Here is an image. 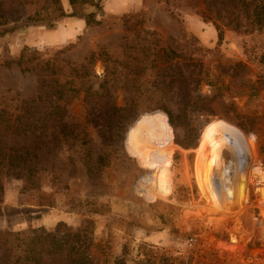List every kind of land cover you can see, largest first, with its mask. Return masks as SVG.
<instances>
[{
	"label": "rangeland",
	"instance_id": "obj_1",
	"mask_svg": "<svg viewBox=\"0 0 264 264\" xmlns=\"http://www.w3.org/2000/svg\"><path fill=\"white\" fill-rule=\"evenodd\" d=\"M213 1L61 0L101 23L50 27L27 19L35 1L0 0V110L13 120L37 101L28 131L0 126V140L40 142L32 186L0 165V264H35L23 237L68 227L91 228L98 264H264V27L226 28L218 43ZM25 49L56 61L60 83L80 75L78 89L57 100L40 60L14 63ZM59 122L79 135L51 139Z\"/></svg>",
	"mask_w": 264,
	"mask_h": 264
},
{
	"label": "trees",
	"instance_id": "obj_2",
	"mask_svg": "<svg viewBox=\"0 0 264 264\" xmlns=\"http://www.w3.org/2000/svg\"><path fill=\"white\" fill-rule=\"evenodd\" d=\"M38 5V15L28 16L27 19L35 22H47L48 26L53 27L54 22L63 17H80L85 20L87 25L100 24L101 20L95 18V14L78 16L75 12L67 13L62 6L61 0H33ZM88 1V0H70L71 4L76 2ZM37 13V12H36ZM42 13V14H41ZM205 18L208 21L214 23L218 31V43H221L224 39V32L226 28L233 30H240L241 27L246 26L247 30L253 31L264 27V0H220L217 4L213 1L208 9L203 11ZM90 17V18H89ZM94 19L92 22L91 19ZM4 25L2 3L0 2V26ZM37 51H30L25 49L17 60L14 61L23 71H29L32 62L40 60L42 78L41 83L45 86H52L54 84L53 94L57 100L64 99L65 96L75 91L77 75L72 80H66L65 83H60L59 66L56 61L50 59H41L37 55ZM91 56L90 58H92ZM10 63V62H9ZM75 70H78L75 68ZM67 85V86H64ZM53 89V88H52ZM36 98L31 101L22 100V111L15 119L4 110H0V126L5 130L12 132L16 135H23L24 131H28L29 127L25 123V119L32 113V106L36 104ZM52 111L48 112L49 119L53 116L51 112L56 109H60L58 103H51ZM48 111V110H47ZM46 111V112H47ZM167 118V123L170 124L168 116L165 112L161 111ZM144 118H141L134 127L129 131L128 142L129 146L132 145L133 151H135L136 145L133 141V134L138 127L141 126V122ZM141 121V122H140ZM216 121L211 120L206 124L207 133L206 136H201L200 142L197 147L203 142H207L210 134L214 132V128H210ZM50 120L46 122L50 125ZM45 124V126H46ZM171 125V124H170ZM76 125H70L68 123L59 122L56 127V131L52 132V138L55 141L60 142L61 139L76 138L79 133H76ZM47 127V126H46ZM46 132V131H45ZM41 134L36 135L37 139H40ZM29 140V138H26ZM213 136L208 141V146H211ZM39 141L32 144H25L20 146H8L2 140H0V165L1 167H9L19 171L23 174L25 180V186H32L34 182H31L36 175V159L39 151ZM215 144V143H214ZM213 144V150H214ZM207 146V147H208ZM196 147V148H197ZM174 152L170 155V162L174 159ZM203 154V152H202ZM169 162V163H170ZM32 234H27L23 237L26 242L27 257L35 264H52L47 262L48 258L59 257L63 264H98L94 255L91 252V246L93 244L92 230L91 228L84 227L78 230L73 228H67L65 230H59L57 234H53L45 229H32ZM36 233V234H34ZM26 234V233H24ZM62 264V263H56Z\"/></svg>",
	"mask_w": 264,
	"mask_h": 264
},
{
	"label": "bare ground",
	"instance_id": "obj_3",
	"mask_svg": "<svg viewBox=\"0 0 264 264\" xmlns=\"http://www.w3.org/2000/svg\"><path fill=\"white\" fill-rule=\"evenodd\" d=\"M229 148L228 146H222L221 148V153H220V162H221V173L224 175L225 174V168H224V165H225V160L226 158L228 157L229 155Z\"/></svg>",
	"mask_w": 264,
	"mask_h": 264
}]
</instances>
